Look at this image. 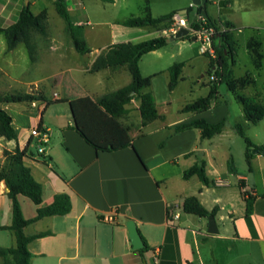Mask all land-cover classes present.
I'll use <instances>...</instances> for the list:
<instances>
[{"label":"crops","instance_id":"0c3cea01","mask_svg":"<svg viewBox=\"0 0 264 264\" xmlns=\"http://www.w3.org/2000/svg\"><path fill=\"white\" fill-rule=\"evenodd\" d=\"M23 1L0 0V29L17 19ZM111 4L114 5V0ZM225 5H230L229 0H222V6ZM81 8L83 13L80 18L75 17L73 24L81 28V39L89 49L83 55L74 49L66 27L65 33L61 34L48 30L46 10V36L33 34L35 59L29 58V66L17 65L16 59L13 63L6 61V56L23 44L8 51L0 34L3 39L0 40V80H3L0 81V94L40 93L45 98L33 105L4 106L17 135L13 140L0 137V157L3 150H25L23 163L42 186L40 207L49 205L60 193L67 194L71 201L68 214L44 217L24 228L25 235L50 232V235L29 243L30 264H208L211 261L219 264L218 242L226 244L225 253L232 264H264V191L259 194L251 185L249 175L238 172L233 165L236 159L239 164L240 159L246 163V150L243 148L235 154L227 144L224 130L210 139H201L197 130L170 134L178 125L205 117L190 114L184 119H166L170 98L157 99L153 84L160 77L169 81L168 69L174 64L172 54L166 56L169 42L139 60L141 75L150 77L149 86L141 92L152 95L159 118L143 125L138 111L139 97L134 95L125 106L127 112L118 119L129 129L131 147L96 153L72 129L68 101L85 96L95 100L130 83L125 67L89 72L102 50L120 42L137 43L153 38L149 35L155 31H161L159 36H168L161 26H123L121 22L127 18L96 22L93 29L83 4ZM67 10L70 13L68 4ZM230 31L232 34L233 25ZM197 53L203 55L200 47ZM53 63L63 66L48 77H36L39 65ZM12 67L19 77L13 74ZM49 79L55 80L59 91L54 90L47 98L43 89ZM257 97L259 94L256 93L249 98L259 103ZM184 106L180 108L181 113ZM212 108L217 110L218 119L207 122L217 123L225 118L220 105L214 104ZM244 122L248 123L245 119ZM38 124L49 131L45 155L34 151L37 146L30 137V129ZM252 155L250 161L264 156V149L263 152L253 151ZM200 162L204 163L205 173L214 185L205 186L195 176L183 179V172ZM6 193L4 183L0 182V232L9 234L0 237L5 241L0 242V247L15 244L12 233L1 229L11 224V201ZM243 193L252 197V210L248 216ZM189 196H196L208 211L214 210L217 234L207 233V218L186 214L182 204L179 207L177 200L181 199L182 203ZM17 199L24 219L33 218L37 206L22 195ZM112 212H115L113 222H104L102 217ZM129 220L135 223L141 240L143 238L148 246L142 254L130 244L126 228ZM221 227L226 233L224 236L220 234Z\"/></svg>","mask_w":264,"mask_h":264},{"label":"trees","instance_id":"16d2710c","mask_svg":"<svg viewBox=\"0 0 264 264\" xmlns=\"http://www.w3.org/2000/svg\"><path fill=\"white\" fill-rule=\"evenodd\" d=\"M23 4L17 19L6 28L0 29V34L6 43L8 51L14 49L17 44L24 45L31 61L35 59V46L32 42L33 34L42 37L46 36V11L43 10L38 14H33L30 10V2ZM111 2V0H102ZM207 3V2H206ZM54 6L57 14L64 20L66 30L71 38L74 49L79 54H86L89 49L85 42L81 39L80 27L75 26L70 20L67 10L66 0H55ZM146 14L143 17H130L121 22L126 27L146 28L152 26H161L162 29L168 28L171 17L174 12L160 16L152 17L147 6ZM209 25L220 31L221 26L227 28L225 32H219V36L214 37L213 48L215 50V59H210L208 63L207 73L213 77V81L224 83L227 90L231 92L236 100L241 104L244 119L252 125H256L264 118V106L255 102L254 99L241 94L254 81L249 74L239 78L232 76V66L235 65L237 56V44L233 39L230 29L232 24L228 21H217L207 15L204 17ZM171 36H157L149 38L137 43L120 42L113 44L102 50L93 61L89 72L96 73L101 70L115 71L121 67H125L130 75V83L114 92L104 94L93 100L90 97H78L68 101L73 126L72 129L92 147L96 153L112 152L131 147V138L129 129L123 125L118 119L126 112L125 106L131 102L134 95L139 97V115L142 124L145 125L159 118L152 95L149 92H141L150 84V77H143L139 69V60L149 52L164 47L166 40ZM187 39V36L181 40ZM246 47L251 55L252 62L256 69L262 66L261 43L251 38L246 43ZM183 64L174 63L169 69V90H173L179 81ZM217 94L216 87L210 86L209 92L205 97L185 105L182 108L183 113L206 111L212 99ZM45 98L40 93H4L0 94V137L5 140H13L16 138L17 131L12 123L11 116L7 113L4 106L9 104H31L32 102H43ZM225 119L217 123H209L204 119L191 120L185 124L172 128L170 134L179 133L185 130H197L201 139H210L220 134L225 128ZM234 132L244 139L246 144L245 160L247 165L253 157L252 151L263 152V147L253 145V143L245 137L241 124L233 126ZM25 150L20 151L15 148L13 151H3L4 163L0 166V182H3L7 189V197L11 201V224L3 226L1 229L8 230L12 233L15 244L12 247H0V264H30L31 253L28 245L32 241L50 235V232H39L32 235H25L23 230L26 226L49 216H63L70 212L71 201L67 194L60 193L53 197L52 202L40 207L42 186L36 182L30 169L23 163ZM231 164V161H229ZM195 176L203 185L211 186L214 182L210 180L205 173V165L203 162L194 164L185 170L182 174L184 180ZM242 181L240 187H242ZM18 195L28 198L35 206L36 215L31 219H24ZM246 205V216L252 210V197L247 193H243ZM182 211L186 214L207 218L214 215V210L208 211L200 203L196 196L186 197L182 201ZM143 247L138 249L139 253H143L147 248L145 240L142 238Z\"/></svg>","mask_w":264,"mask_h":264},{"label":"rangeland","instance_id":"374dc122","mask_svg":"<svg viewBox=\"0 0 264 264\" xmlns=\"http://www.w3.org/2000/svg\"><path fill=\"white\" fill-rule=\"evenodd\" d=\"M27 0L23 1L25 4ZM32 3L30 10L33 13L46 10L48 14L47 28L51 33H63L65 30L64 20L57 15L52 0H29ZM67 4L71 7L69 13L72 23L76 20V16L83 13L81 4L85 6L87 19L91 26L96 27V22H112L130 17H143L146 12L145 8L152 17H160L172 12L179 13L182 17L187 16L190 22H194L197 16V7L192 5L191 0H114V5L111 2L102 0H67ZM229 6H222V0H209L205 7L208 15L219 21L229 20L233 25L232 35L237 44V56L235 65L232 66L233 76L235 78L249 74L254 83L248 86L241 92L244 96L254 97L257 93V101L264 106V0H229ZM191 6V7H190ZM190 7V8H189ZM225 7V8H224ZM82 20V19H81ZM85 22V21H84ZM65 33V32H64ZM81 35V28H80ZM161 35V31H155L150 37ZM257 37L261 42L262 66L259 69L254 67L251 55L246 48V42L250 37ZM0 40L3 41L0 36ZM199 43L187 36L184 40H174L168 43L167 51L169 56L172 54L174 63H183L181 76L183 80L178 82L174 91L170 92L168 82L165 78L155 80L153 87L156 92L157 99L163 100L170 98V105L166 115L167 120H176L178 118H186L193 114L196 116L202 115L206 121L217 120L218 112L213 110L214 104L220 105L225 111V128L222 132L224 137L228 138L227 144L236 154L241 149L246 150L244 139L238 136L232 127L239 123L243 127L244 135L253 145L262 146L264 149V118L256 125L244 122L242 116L241 104L236 100L235 96L229 92L224 83H219L217 80L210 79L208 70L209 58L197 53ZM6 61L11 60L12 63L16 59V64L20 66H29L30 60L27 51L23 45H19L14 52L6 56ZM7 66V65H5ZM62 63L42 64L38 66L36 77H48L59 68H62ZM15 67H12L14 70ZM15 76H20L17 71H13ZM203 76V77H201ZM25 78V77H24ZM3 82V80H0ZM1 84V82H0ZM44 94L49 98L54 90L59 91L56 87V82L53 79L46 80L44 83ZM216 87V97L211 101V108L204 113H181L180 108L188 103L193 102L199 97L207 94L210 86ZM2 90V89H0ZM26 90V89H25ZM24 92V91H22ZM162 110V107H159ZM56 109V108H54ZM68 111V110H67ZM220 121V120H219ZM136 126V125H135ZM5 151V150H3ZM0 157V166L4 163V157ZM34 151H36L34 149ZM253 151L250 150V153ZM234 167L238 172L249 175L251 185L257 188V192L261 194L264 191V156H260L255 160L250 161L247 165L240 159V164L237 159ZM177 204L181 207V199L177 200ZM221 235H226L224 229H220ZM7 233H1L0 237L7 236ZM7 240V239H6ZM0 242L5 243L0 238ZM7 242V241H6ZM217 252L219 264H232L225 253L226 244L223 242L217 243ZM208 264H218L214 261Z\"/></svg>","mask_w":264,"mask_h":264},{"label":"built area","instance_id":"2783aa9c","mask_svg":"<svg viewBox=\"0 0 264 264\" xmlns=\"http://www.w3.org/2000/svg\"><path fill=\"white\" fill-rule=\"evenodd\" d=\"M208 1L209 0H207V2ZM182 28L188 30V34L186 36H191L193 41L199 43L201 54L206 55L210 59H215L216 54L213 48L214 37L219 36V32L227 31L226 27L221 26L220 31H217L215 27L209 25L205 18L199 13H197L196 20L194 22H190L187 16L182 17L179 13H175L172 15L171 22L168 28L165 29L164 33H167L168 36L172 37L175 36V34ZM210 79L213 80V77H210ZM30 137L36 143L37 154L45 155V146L49 142L48 129L45 126L38 124L30 129ZM114 215L115 212L106 214L102 217V220L104 222L111 223L114 220ZM175 217H177V214Z\"/></svg>","mask_w":264,"mask_h":264},{"label":"water","instance_id":"95a60500","mask_svg":"<svg viewBox=\"0 0 264 264\" xmlns=\"http://www.w3.org/2000/svg\"><path fill=\"white\" fill-rule=\"evenodd\" d=\"M28 1L25 2V4H27ZM206 2L207 0H191L192 5L197 7V12L199 14H201L203 17H205L207 15V11H206ZM188 34V30L187 29H180L175 36H172L170 38H168L166 40V42H172L174 40H180L183 37H185ZM207 233L209 234H217L218 233V229H217V225H216V221L213 215H209L207 217ZM126 228L128 231V236H129V240H130V244L132 246V248L134 250H138L140 248L143 247V243L141 240V237L139 236V233L136 229L135 223L131 220L126 222Z\"/></svg>","mask_w":264,"mask_h":264}]
</instances>
